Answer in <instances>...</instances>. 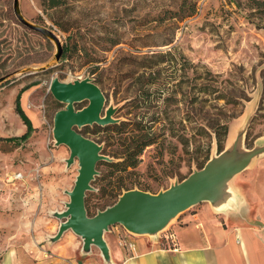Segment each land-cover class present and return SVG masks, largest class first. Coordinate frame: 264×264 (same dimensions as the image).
I'll return each instance as SVG.
<instances>
[{"label": "rangeland", "instance_id": "1", "mask_svg": "<svg viewBox=\"0 0 264 264\" xmlns=\"http://www.w3.org/2000/svg\"><path fill=\"white\" fill-rule=\"evenodd\" d=\"M13 1L0 0V77L11 75L0 83V136L22 134L14 106L23 87L21 106L37 127L26 141L0 139V264L36 261L50 250L44 243L59 239L56 212L66 203L47 201L43 167L54 160L55 148L64 146L69 156L70 149L53 134L54 115L65 106L49 89L53 78H90L104 94L103 114L111 109L117 122L142 121L155 136L129 172L97 166L94 180L102 181L93 180L87 191L94 214L118 199L107 190L121 177L130 189L157 193L201 169L222 151L219 142L225 148L236 132L246 148L264 144V0H187L196 2V12L182 21L169 18L182 0H63L48 9L44 0H20L23 15L52 28L63 46L53 65L24 74L19 73L53 59L56 47L18 21ZM87 104L85 99L75 107ZM78 129L102 148L115 147L103 125ZM66 159L73 187L78 160ZM117 226L124 232L115 224L104 238L115 253L122 247L128 255Z\"/></svg>", "mask_w": 264, "mask_h": 264}, {"label": "water", "instance_id": "2", "mask_svg": "<svg viewBox=\"0 0 264 264\" xmlns=\"http://www.w3.org/2000/svg\"><path fill=\"white\" fill-rule=\"evenodd\" d=\"M13 11L18 21L27 28L49 38L56 47L54 58L41 66H30L19 74L45 70L61 58L63 46L59 35L50 27L28 20L22 13L20 0L13 1ZM11 75L1 76L0 83ZM15 76V74H13ZM49 89L53 96L65 106L54 115L53 134L57 144H65L70 149L67 163L78 160V174L73 187L67 191L69 200L65 209L56 212L61 219L57 237L66 230H72L82 238L83 250L91 249L92 245L100 248L105 260L113 264L109 245L104 232L115 224H121L133 234L156 235L177 214L204 200L214 203L225 200L228 181L243 170L251 160L264 155V144L251 148L243 146L241 133L237 132L235 140L199 170L191 173L179 182L170 185L157 193L140 189L124 191L111 205L99 210L94 215L87 212L85 198L87 191L92 189V181L98 174L97 163L100 160L111 161L102 153V146L94 139L85 136L78 128L97 123L106 125L117 122L112 110L103 114L105 97L101 88L90 78L74 81H61L53 78ZM88 100L82 108L75 103Z\"/></svg>", "mask_w": 264, "mask_h": 264}, {"label": "crops", "instance_id": "3", "mask_svg": "<svg viewBox=\"0 0 264 264\" xmlns=\"http://www.w3.org/2000/svg\"><path fill=\"white\" fill-rule=\"evenodd\" d=\"M26 128L23 121L18 124V132L23 133ZM236 136L237 132L225 148ZM54 150V160L43 167V173L47 174L46 199L58 206L68 201L67 191L72 187L73 176L65 163L68 150L64 146ZM226 190L229 194L225 200L218 203L204 200L192 205L156 235L132 236L135 248H128L131 252L128 255L120 246V251L115 253L107 239L113 264H264V156L254 158L236 173ZM224 206H227L224 211H215ZM117 229L122 232V228L117 226ZM167 230L174 233L173 240L164 237ZM122 233L128 232L125 229ZM164 241H171L172 245L163 247ZM44 246L50 250L37 255L36 261V256L29 257L28 264H110L95 246L85 252L83 241L70 229Z\"/></svg>", "mask_w": 264, "mask_h": 264}, {"label": "trees", "instance_id": "4", "mask_svg": "<svg viewBox=\"0 0 264 264\" xmlns=\"http://www.w3.org/2000/svg\"><path fill=\"white\" fill-rule=\"evenodd\" d=\"M255 4L263 3V0H251ZM44 9L59 7L64 3L63 0H44ZM196 12V2H188L187 0H182L181 4L177 9L173 10L170 14V19H175L176 21H182L186 17L193 15ZM58 23L62 29H65L62 24ZM119 40H113L112 45L118 44ZM68 48L65 49L67 51ZM97 61L96 59H93ZM160 61H164L163 59ZM27 88V87H26ZM25 87L21 88L19 93L15 98V106L14 109L16 113L19 115L23 123L26 125V130L20 135L13 136H0V139L9 140V141H26L31 136L32 131L35 127L32 124L29 116L26 114L24 109L21 106L20 102V94L21 91L26 89ZM104 129L112 131L109 136L111 140V144L115 145L114 148L110 150L107 147L102 148V153L108 154L115 158V160H100L97 163V166L100 164H106L110 167L111 173H122L129 172L130 168H135L138 166L140 162V156L144 150V148L155 141V136L153 135L150 127L147 124H143L142 121H131V120H122L120 122H113L106 125H103ZM126 132H133L131 135H127ZM223 135L226 137L228 133L227 125L223 126ZM110 145V144H109ZM224 149V144L220 141L218 144V150L221 151ZM101 180L102 178L97 177L93 182H97V180ZM104 185L101 184V188ZM109 192L110 195L115 197L116 199L122 193L123 189L129 190L131 187L126 184L122 177L120 181H117L115 184H109ZM143 190H146L144 188ZM91 192H87L85 198V204L87 208V212L89 215H94L91 211ZM162 245V244H161ZM163 247H167L166 245H162Z\"/></svg>", "mask_w": 264, "mask_h": 264}, {"label": "built area", "instance_id": "5", "mask_svg": "<svg viewBox=\"0 0 264 264\" xmlns=\"http://www.w3.org/2000/svg\"><path fill=\"white\" fill-rule=\"evenodd\" d=\"M22 176L21 174H17L16 177ZM119 233V232H118ZM164 237L166 239L173 240L174 239V233L171 231L165 232ZM120 243L123 246H127L129 249H134L135 248V241L131 236H128V233H126L123 237H120Z\"/></svg>", "mask_w": 264, "mask_h": 264}, {"label": "clouds", "instance_id": "6", "mask_svg": "<svg viewBox=\"0 0 264 264\" xmlns=\"http://www.w3.org/2000/svg\"><path fill=\"white\" fill-rule=\"evenodd\" d=\"M226 207H227V206H224V207H221V208H217V209H215V211H217V212H222V211L225 210Z\"/></svg>", "mask_w": 264, "mask_h": 264}, {"label": "bare ground", "instance_id": "7", "mask_svg": "<svg viewBox=\"0 0 264 264\" xmlns=\"http://www.w3.org/2000/svg\"><path fill=\"white\" fill-rule=\"evenodd\" d=\"M61 212V211H58V213Z\"/></svg>", "mask_w": 264, "mask_h": 264}]
</instances>
